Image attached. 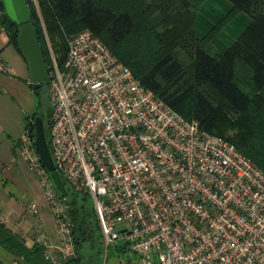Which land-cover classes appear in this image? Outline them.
Returning <instances> with one entry per match:
<instances>
[{
  "label": "built area",
  "instance_id": "built-area-1",
  "mask_svg": "<svg viewBox=\"0 0 264 264\" xmlns=\"http://www.w3.org/2000/svg\"><path fill=\"white\" fill-rule=\"evenodd\" d=\"M65 44L47 82L49 150L65 187L91 198L104 248L137 256L119 264H264V171L142 85L90 29ZM10 71L0 55V75ZM18 150L52 214L45 257L60 264L75 255L67 193L27 132Z\"/></svg>",
  "mask_w": 264,
  "mask_h": 264
},
{
  "label": "trees",
  "instance_id": "trees-1",
  "mask_svg": "<svg viewBox=\"0 0 264 264\" xmlns=\"http://www.w3.org/2000/svg\"><path fill=\"white\" fill-rule=\"evenodd\" d=\"M228 1L232 12L245 13L249 22L222 52L214 55L204 48L207 39L196 35L191 5H183L180 16L185 24L180 26L181 19L172 17L179 12V8H173L174 0H41V4L47 32L60 54L58 65H62L66 54L64 36L90 29L142 85L183 118L197 120L202 130L232 143L264 171V0ZM0 7V23L8 42L26 61L16 41L19 25L9 19L2 0ZM31 23L49 71L47 47L32 11ZM183 48L190 55L186 64L175 52ZM237 63L248 69L250 92L237 84ZM43 84L30 86L39 95ZM41 101L40 98L38 109ZM38 115L34 112L25 127L31 140L35 136L33 120ZM43 127L50 147V118ZM19 143L20 139L13 147H19ZM66 189L76 256L61 264H82L88 252L101 254V233L93 205L86 204L89 195L79 196L68 186ZM0 249L18 264H49L41 244L27 246L1 221Z\"/></svg>",
  "mask_w": 264,
  "mask_h": 264
},
{
  "label": "rangeland",
  "instance_id": "rangeland-1",
  "mask_svg": "<svg viewBox=\"0 0 264 264\" xmlns=\"http://www.w3.org/2000/svg\"><path fill=\"white\" fill-rule=\"evenodd\" d=\"M174 0L176 20L181 19L180 26H184L182 19L183 5H191V11L195 15V30L199 39L206 38L205 50L214 55L222 52L236 37V35L249 22V17L243 12H232L231 4L228 0ZM165 5V4H164ZM182 7H179L181 6ZM28 7L33 12L34 21L39 25L42 32L45 45L47 47L48 66L52 68L55 61L59 63L60 54L53 46L51 38L46 29L45 18L41 0H30ZM174 9H170L173 12ZM181 15V16H180ZM184 16V15H183ZM185 17V16H184ZM64 36V40H65ZM65 42V41H64ZM185 48L175 49V52L184 64L189 62V54ZM181 55V56H180ZM12 75L4 82H0V133L11 143L18 141L24 135L25 127L28 121L32 120L34 112L38 113L43 123L47 124L51 115V104L49 100V91L47 83H44L39 89V95L30 86V74L19 64L12 63ZM250 74L248 69L241 63L236 66L237 84L246 91H251ZM41 98V107L38 109ZM34 121V120H33ZM5 131H3V130ZM2 130V131H1ZM47 142V140H46ZM1 162L4 164L3 173L8 179V189L16 200H21L26 206L35 205V216L40 219L36 222L32 230L25 233L30 239V245L42 244V240L49 243H57L56 231L53 223L52 214L48 202L39 187L35 174L29 170L20 151L16 149L13 153L1 151ZM7 167V168H6ZM79 196L86 195L79 193ZM87 196V195H86ZM90 198V197H89ZM87 197V206L92 207L91 198ZM31 209V207H30ZM73 223L71 224L72 229ZM73 238V237H72ZM74 243V242H73ZM30 247V246H29ZM45 247V246H43ZM44 248V253H45ZM74 253L75 248H74ZM74 255L73 257H75ZM137 257L135 254L126 250L121 252L112 245L108 248L102 247L101 254L88 252L82 260V264H119L124 263L127 258ZM72 258V257H71ZM59 263L62 261L59 259ZM0 264H18L7 252L0 249Z\"/></svg>",
  "mask_w": 264,
  "mask_h": 264
},
{
  "label": "water",
  "instance_id": "water-1",
  "mask_svg": "<svg viewBox=\"0 0 264 264\" xmlns=\"http://www.w3.org/2000/svg\"><path fill=\"white\" fill-rule=\"evenodd\" d=\"M5 13L14 23L19 25L16 41L25 58L31 83H47L49 81V71L45 63L42 48L39 43L38 35L31 23V10L27 0H2ZM35 136L33 144L39 156L40 162L49 173L61 194L67 193L66 187L55 170L50 150L44 135L43 121L41 117L34 118Z\"/></svg>",
  "mask_w": 264,
  "mask_h": 264
},
{
  "label": "crops",
  "instance_id": "crops-1",
  "mask_svg": "<svg viewBox=\"0 0 264 264\" xmlns=\"http://www.w3.org/2000/svg\"><path fill=\"white\" fill-rule=\"evenodd\" d=\"M2 13L3 10L0 7V16ZM0 55L9 63L10 67L13 65L12 63H17L25 68L27 72H29L27 62L23 60V58L16 52L14 47L8 42V35L1 23ZM11 75L12 68L8 74L0 75V82H4L8 78H11ZM8 137L9 136L7 134L6 137H4L3 134L0 133V156L1 151L8 152L10 150L14 153L16 149H18L17 146L13 147V143L9 141ZM3 167L4 164L0 160V221L13 232L20 235L24 239L27 246H31L29 243L31 240L25 236V233H27L29 230H32L35 223L39 222L40 219L35 216V212L30 209V205L26 206L21 200L14 199L10 190L7 188L8 179L6 176H4Z\"/></svg>",
  "mask_w": 264,
  "mask_h": 264
}]
</instances>
